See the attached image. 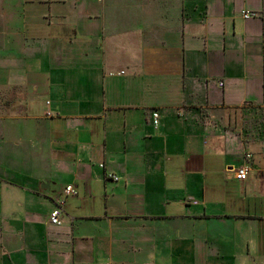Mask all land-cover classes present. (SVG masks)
Here are the masks:
<instances>
[{"label": "crops", "instance_id": "0c3cea01", "mask_svg": "<svg viewBox=\"0 0 264 264\" xmlns=\"http://www.w3.org/2000/svg\"><path fill=\"white\" fill-rule=\"evenodd\" d=\"M74 1L0 0V264H264V0Z\"/></svg>", "mask_w": 264, "mask_h": 264}, {"label": "rangeland", "instance_id": "374dc122", "mask_svg": "<svg viewBox=\"0 0 264 264\" xmlns=\"http://www.w3.org/2000/svg\"><path fill=\"white\" fill-rule=\"evenodd\" d=\"M54 1H61V0H29V3L36 6L39 3L50 4ZM78 1H80V0H78ZM81 5H82V9H87L89 5L91 7L97 8L99 6V3L96 0H82ZM111 5L112 6L110 8H112V9L118 7L116 1H114ZM76 7L77 6L75 5L74 0H65L64 3L56 2L51 7V10L54 13H56V12L66 13L68 15L67 21H68V30H69L70 35L73 34V31H72L73 26H71L72 24H74V26H77L78 29L82 30V31H90L91 30L90 29L91 27L86 24V21L83 18L84 15L79 13V12L78 13L75 12ZM36 9L41 10L44 8L42 5H38V7ZM78 9L79 8H77V10ZM240 15H242V13H240ZM112 16H114V15H112ZM57 28L58 27H54V29L52 31H55V29H57ZM46 31H50V30L47 29ZM81 39H84V38H81ZM118 73L122 74V73H124V71H119ZM0 171L4 175H9V171L7 172V168L5 166H0ZM76 204H77L76 201L75 200L73 201L72 197H70V198L66 197V202L63 205L64 215H67V214L69 215V213L74 212V211H76L79 214H82V213L87 211V210L83 211L80 209V208H82V206H80L81 205L80 203H78L79 206ZM88 211H91V210H88ZM42 213H45V211ZM141 226L145 232L152 233V234L161 231V229L163 230V227H169V228L177 227L175 224H172L167 220L144 221L141 223ZM186 245L190 246V244H188V243ZM262 247L264 249V244H262ZM192 249H193V251L191 250V247H184V246L182 247V242L176 241L173 243L171 248L169 247L168 244L166 246H164L162 248L163 253L162 252L161 253L155 252L153 254L152 251H151V253H147V258L148 259H155V264H214V258L212 256H209L207 258V260H208V263H207V262H205V258H204L202 253H196L195 247H192ZM155 254H156V256L154 257ZM166 256H167V258H166ZM235 263L240 264L238 262H235ZM249 264H253V263H249Z\"/></svg>", "mask_w": 264, "mask_h": 264}, {"label": "built area", "instance_id": "2783aa9c", "mask_svg": "<svg viewBox=\"0 0 264 264\" xmlns=\"http://www.w3.org/2000/svg\"><path fill=\"white\" fill-rule=\"evenodd\" d=\"M242 16L244 18H250L254 16L253 12L250 11H243ZM153 118H157V112H153ZM245 159H249L251 157L250 153H245ZM248 172V166L244 163L240 165L235 172V178L239 180H244L247 176ZM108 178L112 180H117V176L115 174H108ZM75 193V188L72 185H66L64 187V194L69 195V194H74ZM64 204V199L59 198L56 200L54 208L51 210L49 214V222L53 225H60L61 224V216L63 214V209L62 206Z\"/></svg>", "mask_w": 264, "mask_h": 264}, {"label": "water", "instance_id": "95a60500", "mask_svg": "<svg viewBox=\"0 0 264 264\" xmlns=\"http://www.w3.org/2000/svg\"><path fill=\"white\" fill-rule=\"evenodd\" d=\"M44 185L48 186L47 184H44Z\"/></svg>", "mask_w": 264, "mask_h": 264}]
</instances>
